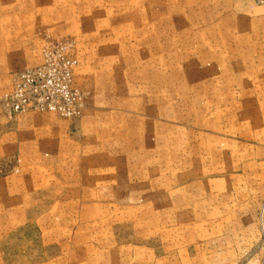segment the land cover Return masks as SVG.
<instances>
[{
    "label": "rangeland",
    "instance_id": "374dc122",
    "mask_svg": "<svg viewBox=\"0 0 264 264\" xmlns=\"http://www.w3.org/2000/svg\"><path fill=\"white\" fill-rule=\"evenodd\" d=\"M66 61L78 117L9 116ZM0 264H264V7L0 0Z\"/></svg>",
    "mask_w": 264,
    "mask_h": 264
},
{
    "label": "built area",
    "instance_id": "2783aa9c",
    "mask_svg": "<svg viewBox=\"0 0 264 264\" xmlns=\"http://www.w3.org/2000/svg\"><path fill=\"white\" fill-rule=\"evenodd\" d=\"M256 2L264 7V0H256ZM15 78L14 98L8 99L12 103L11 106L8 103L9 116L25 112H51L61 118H76L81 114L80 97L69 87L71 81V64L69 62H64V66L59 69L56 76L50 72V67L42 63L36 68L22 71ZM52 82H55L57 86V98L45 90ZM19 96L22 98L21 100L18 99ZM16 101L18 104H15Z\"/></svg>",
    "mask_w": 264,
    "mask_h": 264
},
{
    "label": "crops",
    "instance_id": "0c3cea01",
    "mask_svg": "<svg viewBox=\"0 0 264 264\" xmlns=\"http://www.w3.org/2000/svg\"><path fill=\"white\" fill-rule=\"evenodd\" d=\"M20 130V129H19ZM29 131H30V129H28ZM20 132V131H19ZM238 223V222H237ZM237 226H240V225H237ZM238 228H240V227H238ZM237 234V238H239L240 236H243L244 237V239H246V240H248V238L250 237V236H252V242L253 243H259L260 242V237H261V235H260V230L258 229V227H256L255 226V229L253 230V233L252 234H250L248 231H245V229H243V230H237V232H236ZM245 240V241H246Z\"/></svg>",
    "mask_w": 264,
    "mask_h": 264
}]
</instances>
